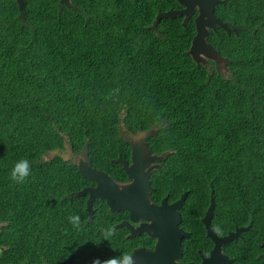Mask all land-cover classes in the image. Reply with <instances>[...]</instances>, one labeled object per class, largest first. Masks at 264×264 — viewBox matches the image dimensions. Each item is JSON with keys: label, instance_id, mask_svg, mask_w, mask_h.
<instances>
[{"label": "trees", "instance_id": "1", "mask_svg": "<svg viewBox=\"0 0 264 264\" xmlns=\"http://www.w3.org/2000/svg\"><path fill=\"white\" fill-rule=\"evenodd\" d=\"M26 2L19 11L15 0H0V237L9 260L93 264L129 248L112 225L117 213L100 199L89 213L86 195H75L92 183L77 162L47 155L88 144L92 166L123 181L113 160L130 147L122 134L145 130H154L151 151L167 153L153 184L173 198L187 191L193 236L211 195L214 218L264 227V0L215 4L232 29L206 37L228 60L223 73L188 54L193 16L150 27L176 0ZM22 158L31 175L14 183L9 174ZM109 227L110 241L98 243Z\"/></svg>", "mask_w": 264, "mask_h": 264}, {"label": "water", "instance_id": "2", "mask_svg": "<svg viewBox=\"0 0 264 264\" xmlns=\"http://www.w3.org/2000/svg\"><path fill=\"white\" fill-rule=\"evenodd\" d=\"M20 3V7L23 6V0H17ZM69 2V0H62ZM183 6L179 9H169L167 11L159 12L152 24L153 28H157V24L161 18L175 17L177 15H184L185 24L189 17L197 9V15L194 18L196 32L192 38L188 54L195 60L197 64L204 62L206 65L207 59H214L216 66L218 62L228 61L227 58L223 57L219 51H217L210 43L206 41L209 29L215 28L216 25H219L227 30L229 26L227 23L223 22L219 17L214 13L215 3L223 2V0H177ZM70 3V2H69ZM231 29V28H230ZM205 57L207 59L205 60ZM210 59V60H212ZM213 61V60H212ZM214 62V61H213ZM202 64V63H201ZM60 149H55L49 153L55 155L59 152ZM62 150V149H61ZM65 148L62 150L64 151ZM88 144L83 146L79 154L83 158H78V152L73 153V162L78 160V172L81 176L88 178L96 183L95 186L84 187L78 190L75 195L82 196L88 195L87 205L89 209L92 207V202L96 198L105 199L112 211H119L123 208H127L130 211L131 218L137 220L138 217H146L151 219L154 215H157L156 221L151 224L156 230H150L149 227H137L136 229L131 228L130 224H127L131 229V232H142L149 230L152 235H158L159 241L155 250H137L133 252L134 261L136 264H194V263H179L177 258L181 256V238L185 236L184 231L178 226L180 221V214L176 211V208L180 207L185 200L187 192H183L180 199L171 205L164 203L162 206H156L149 203V190L151 189L148 172L144 173L142 169L144 165L149 163L151 157L142 158L137 152L136 145L132 153V164L128 166V162L117 158L115 161L122 163L123 169L127 173L128 177L131 178V182L126 185L119 187L118 184L113 180V178L105 171L97 169L92 166L91 158L88 155ZM69 152V151H68ZM70 154V152H69ZM69 154L63 152L60 153V156L64 160L69 159ZM156 156V155H154ZM140 162H143L139 165ZM213 200L211 198L210 206L207 211L205 220L207 227L209 228L208 217L210 216V209L212 208ZM210 233V228H209ZM235 237L234 234L228 235L223 238L221 242H227L231 238ZM215 241H217L215 239ZM220 243V241H219ZM215 256L214 251L211 252L210 258L206 260V264H220L223 262V259L214 262ZM224 258V256H223ZM204 264V261L203 263Z\"/></svg>", "mask_w": 264, "mask_h": 264}, {"label": "flooded vegetation", "instance_id": "3", "mask_svg": "<svg viewBox=\"0 0 264 264\" xmlns=\"http://www.w3.org/2000/svg\"><path fill=\"white\" fill-rule=\"evenodd\" d=\"M23 1H24L23 9H25L27 2L26 0H23ZM178 4H179L178 7L170 8V9H179L183 6L179 2ZM17 6H18V3H17ZM18 9H19V6H18ZM22 14H23L22 16L25 17L24 15L25 12H23ZM196 15H197V9L194 11V13L191 16L195 18ZM139 133H141V135ZM153 133H154V130L138 131L137 133H128V135L123 133L122 136L129 143L130 147L129 149H126L125 156H122V154H119L117 158L121 157V159L127 161L128 166L132 164V160H131L132 149L135 145L136 147L139 148V150H141L142 158H149V157L153 158L150 160L149 163L145 164L144 168L142 169L144 173L148 172L149 181L151 185V189L149 190V194H148L149 203L156 205V206H162L164 205V203L167 205H171L172 203L179 200L182 194L180 196L173 198L172 195L174 194H170L166 192L167 190L165 188L159 187L153 184V174L156 171L159 172L156 174L157 176L159 177L163 176L165 167H164V164L162 163V160H164L165 157L167 156V153L152 152L151 149L149 148L146 138L152 135ZM71 155H72V158L70 157ZM73 156H74L73 154H69L70 159H73ZM77 157L83 158V156L79 154V152H78ZM159 157L160 159H157ZM117 158L113 160H116ZM76 162L78 163V160H76ZM119 164L122 165V163H119ZM141 164L142 163L140 162L139 165ZM122 169H123V165H122ZM123 171L125 172L124 169ZM125 174L128 177L126 172ZM114 181L118 184L119 187H122V186L128 185L131 182V178L128 177L127 179L123 181H116V180ZM95 185H96L95 182L92 181V183H89L88 185H85L84 187H90V186H95ZM211 198L213 200V205H212V208L210 209L211 214L207 218L210 223L209 224L210 233H209V228L207 227L205 217H206L207 211L210 206ZM98 199L100 198H96L95 200H93L92 207L91 209H89L90 207L87 205L88 195L86 194V206H87L89 213L92 212L93 204ZM100 200L104 201V204L107 206V208L111 212L117 213V216L115 215L113 216V218H116L117 221L113 223L112 225L115 229L120 228V234L124 236L125 240L127 239L130 240V243H129L130 247L129 248H127L126 246L123 247L122 253H128L132 255L133 252L137 250L143 251L146 249V250L153 251L156 249L157 243L159 241L158 235H152L149 232V230L132 233L131 229L129 228L127 224H130L131 228H134V229L142 226L145 228L149 227L150 230L153 231L156 229L151 224H153L156 221L158 217L157 215H154L151 219H147L146 217H138L137 220H133L131 218L130 211L127 208H123L119 211H112L105 199H100ZM185 202L186 200H184V202L182 203L180 207L176 208V211L180 214V221H179L178 226L185 233L184 234L185 236L181 238L182 252H181V256L176 259L177 262L202 264L204 261V264H206L207 263L206 260L210 258L211 252L214 251L215 256L217 255V258H214L213 261L217 262L219 261V259L222 258L223 262H221L220 264H264V227L253 228L250 224L237 225L234 222L226 225V222H222L220 218H214L216 205H215V199L213 195H211L210 201L208 205L206 206V208L204 209V212L202 216L200 217V220L198 221V224H197L199 233L193 236L192 232L195 231V227L191 226L190 218L189 216H186ZM214 225L219 226L221 228L222 235L218 236L213 231ZM230 233H236V236L230 239L228 242H221V240L224 237L228 236ZM215 239L217 241H215ZM9 254L10 253L8 252V244L5 243L3 239L0 237V264H29L30 259L27 261L23 259L18 262L9 260L8 259ZM43 263L49 264L44 261ZM57 264H62V263L58 261ZM64 264H75V263H74L73 258H68L65 260Z\"/></svg>", "mask_w": 264, "mask_h": 264}, {"label": "clouds", "instance_id": "4", "mask_svg": "<svg viewBox=\"0 0 264 264\" xmlns=\"http://www.w3.org/2000/svg\"><path fill=\"white\" fill-rule=\"evenodd\" d=\"M31 175V165L27 158H22L14 163L9 174V179L14 183H24ZM68 222L73 228L79 229L81 227V218L78 214H72L68 216ZM213 231L219 236L222 235L221 228L219 226H213ZM114 234L111 227L101 230V239L110 241V238ZM93 264H135L133 255L128 253H121L119 256L111 257L105 260L95 259Z\"/></svg>", "mask_w": 264, "mask_h": 264}, {"label": "bare ground", "instance_id": "5", "mask_svg": "<svg viewBox=\"0 0 264 264\" xmlns=\"http://www.w3.org/2000/svg\"><path fill=\"white\" fill-rule=\"evenodd\" d=\"M16 2L18 3V1L16 0ZM60 2L61 3H65V4H67V5H70V3L67 1V2H65V1H62V0H60ZM217 3H220V2H217ZM217 3H215V4H217ZM18 6H19V10L20 11H22L23 10V8H24V1H23V6L22 7H20V3H18ZM177 16H179V15H177ZM181 16H184V15H181ZM176 17V16H175ZM185 17V16H184ZM169 18H173V17H169ZM162 19V18H161ZM160 19V20H161ZM220 27V28H222V29H224V30H226L227 31V33H230L231 31H232V29H230L229 28V30H227V29H225V28H223V27H221V26H219V25H216L215 26V28L216 27ZM151 28L153 29V30H156L155 28H153L152 26H151ZM215 28H211V29H213V30H215ZM233 31H236V29H233ZM210 59H212V58H210ZM194 60V59H193ZM213 61H214V65H215V68H216V70L218 71V72H220L218 69H217V66H216V63H215V60L214 59H212ZM195 61V60H194ZM202 64H204L205 65V63L204 62H201ZM226 65H227V61L226 62H224V67H225V70H226ZM140 135H141V133H139ZM64 148H65V150L64 151H62V150H59V152L58 153H56V155H59L60 156V153L61 152H63V153H65V154H69V152H70V154H73L72 152V147L70 146V145H68L67 143L64 145ZM83 149V148H82ZM81 149V150H82ZM136 149H137V152L140 154V156L142 155V152H141V150H139V148L138 147H136ZM133 150H134V147H133V149H132V153H133ZM69 151V152H68ZM81 152V151H80ZM88 152V151H87ZM61 157V156H60ZM69 159H70V157H69ZM157 159H160V157L159 158H157ZM131 160H132V157H131ZM141 163H143V162H141ZM130 178V177H129ZM92 181V180H91ZM94 182V181H93ZM96 184V183H95ZM186 197V196H185ZM211 214V213H210ZM232 234H234L235 236H236V233H230L229 235H232ZM227 237V236H226ZM225 238V237H224ZM234 238V237H233ZM232 239V238H231ZM229 241V240H228ZM227 241V242H228Z\"/></svg>", "mask_w": 264, "mask_h": 264}, {"label": "rangeland", "instance_id": "6", "mask_svg": "<svg viewBox=\"0 0 264 264\" xmlns=\"http://www.w3.org/2000/svg\"><path fill=\"white\" fill-rule=\"evenodd\" d=\"M206 59H207V57H205V60H206ZM206 62H207V60H206ZM206 66H208V65L206 64ZM217 69H218L221 73H223V72L225 71V67H224V62H223V61L218 62V64H217ZM47 156H48V157H53L54 155L51 154V153H48ZM70 157L72 158V155H71Z\"/></svg>", "mask_w": 264, "mask_h": 264}]
</instances>
